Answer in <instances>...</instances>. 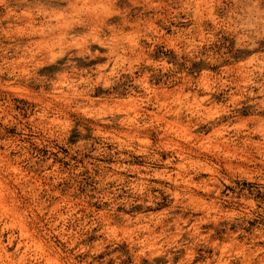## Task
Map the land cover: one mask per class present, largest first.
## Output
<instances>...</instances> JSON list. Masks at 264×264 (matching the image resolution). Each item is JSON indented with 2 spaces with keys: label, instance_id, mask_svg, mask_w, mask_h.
<instances>
[{
  "label": "clouds",
  "instance_id": "9594fccd",
  "mask_svg": "<svg viewBox=\"0 0 264 264\" xmlns=\"http://www.w3.org/2000/svg\"><path fill=\"white\" fill-rule=\"evenodd\" d=\"M116 3L117 0H45L32 9L29 22L21 30L10 28L7 31L4 39L9 43L5 45L0 42V83L6 75L10 78L7 86L18 89L10 93L0 91V221L11 219L13 223L10 226H19L22 231L28 232L29 241L21 254H13L19 256L14 264H43L44 255L33 250L30 243L33 239L43 243L45 255L56 257L50 264H79L73 257L80 253H90L83 264H100L94 259L96 254L110 252L111 248L105 246L115 247L121 241L142 248L140 255L147 252L150 245L161 250L173 246L183 247L188 255L182 264H193L197 256L195 248L204 243L198 229L205 223L212 224V229L205 235L211 236L213 231L223 229L228 246L224 247L222 255L214 254L211 258L205 256L197 264H256L257 261L264 264V250L261 253L253 252L256 241L264 240V227L252 236L251 244H241L236 240V236L248 240L246 229L249 226L248 221L253 218L255 204L249 205L243 198L237 202L235 194L229 191L236 189L237 182L248 178L259 179L264 184V136L259 141H253L245 130L230 128L233 122H240V118L232 110L246 104H251L254 113H259L247 121L252 125L248 131H253L257 126L264 127V76L256 84H253L251 78H246L242 87L225 70L221 73L224 81L220 87H232L229 100L222 108H213L205 102L197 103L187 110L177 109L170 112L174 117L184 112L186 131L174 141L175 151L179 153L182 165L177 170L179 175L167 171L163 173L169 179V186H160V190L172 202L160 216H125L123 213H116L118 206L129 209L135 203L146 202L151 205L160 200L159 194L152 195L148 191L152 185L145 178L130 186L124 199H117L118 188L106 187L107 182L113 179L120 184V180L112 174L101 178L96 186L97 192L73 199L80 169H73L70 173L61 172L52 165L51 153L56 151L54 145L63 143L66 137L72 135L74 129L83 133V128L77 127L81 115H94L93 105L86 102V93L91 92L97 85L110 88L115 83L118 72L129 70L121 67L120 57L110 48V37L101 29H107L108 33L114 34L127 25L128 28L139 31L143 23L137 21L130 24L126 19L129 9L116 8ZM128 3L133 7L143 5L154 9L152 21H159L162 27L174 30L186 22L177 13L187 12L192 6L191 0H185L182 5L181 0H128ZM0 5L7 7V0H0ZM204 8L206 5L203 3L197 5L198 12ZM111 16L121 18L118 26L103 23ZM74 25L91 28L93 33L78 42L66 32H61L62 29ZM159 34V29H155L154 35ZM91 35L101 36L102 39L93 41ZM17 37L39 39H29L27 44H21ZM262 39L264 38L259 30L254 31L245 37V40L252 41L251 45H237L231 52L224 48L213 63L219 64L224 59L234 62L237 56L243 58L256 55L264 47ZM93 42L99 44V47L91 49ZM124 51L128 49L122 42L121 54ZM260 54L264 56V52ZM66 55L67 60L64 59ZM73 57L85 64L105 58L111 63L114 57L118 62L112 71L97 72L91 67L78 69ZM107 66L106 64L105 67ZM192 87L197 88L198 84L193 83ZM18 96H23L28 102L20 105V101L16 99ZM18 105L20 110H17ZM222 116L230 117L225 126L227 139L224 135L215 134H210L205 139L200 132H194L202 124L206 125L205 130L217 128ZM13 127L15 132L9 134L7 129ZM41 148L48 149L47 157L40 153ZM151 159L162 163L155 155ZM204 171L208 173L207 182L194 183L192 177ZM62 181H67L71 187L61 193L57 185L60 184L63 188ZM198 192L203 193L199 199ZM221 193L225 195L222 196ZM90 196H94L99 203L108 202L103 215L95 212L89 214L91 210L88 209L77 212L78 208L86 207L84 201ZM230 201L231 210L225 215L226 210L221 208V204ZM61 209L65 210V214H61ZM176 210H179L180 216L176 215ZM257 211L264 213V209ZM185 212L189 219L194 220L193 224L180 218ZM194 212L200 215L193 217ZM114 215H118L123 222L126 229L123 235L119 234V229L117 232L111 231ZM169 220L171 222H165ZM69 222L75 230L65 232V224ZM158 225L160 232L156 233L154 229ZM94 227H99L106 239L93 248L78 246L83 236ZM185 234L188 239L181 240V236ZM56 237L61 241L58 247L52 244ZM219 250L220 244H217L216 252ZM118 255L106 254L103 264H108L109 260L112 264H120ZM136 264H139V259Z\"/></svg>",
  "mask_w": 264,
  "mask_h": 264
},
{
  "label": "rangeland",
  "instance_id": "374dc122",
  "mask_svg": "<svg viewBox=\"0 0 264 264\" xmlns=\"http://www.w3.org/2000/svg\"><path fill=\"white\" fill-rule=\"evenodd\" d=\"M43 2L45 0H7V7L0 5V42L5 45L9 43L4 39L7 31L10 28L21 30L29 22L32 9L38 3ZM184 2L185 0H181V5ZM201 3L206 5V8L198 12L197 5ZM191 5V9L187 12L177 13L186 22L181 24L179 29L174 30L162 27L159 21H152L154 9L143 5L133 7L128 3V0H117L116 8L127 7L129 9L126 17L129 23L137 21L143 23V27L139 31L132 30L127 25L122 31H116L114 34L108 33L107 29H101L104 34L110 37V48L116 56L120 57L121 67L129 70L118 72V77L110 88L97 85L91 92L86 93V102L93 105L94 115H81L77 127L83 128V133L74 129L72 135L66 137L63 143L54 145L56 151L51 153L52 165L59 168L61 172L70 173L73 169H80L77 173L79 180L73 199L97 192L96 186L100 183L101 178L108 174L118 178L120 184L118 185L113 179L107 182L106 187L108 189L118 188L117 199H124L128 188L145 178L148 184L152 185L148 191L152 195L159 194L160 200L151 205L146 202L135 203L129 209L118 206L116 213H123L125 216H160L172 202L169 196L160 190V186H169V179L165 178L163 173L167 171L179 175L177 170L182 165L180 158L174 153V141L176 137L186 131L184 112H180L176 117L172 116L170 112L177 109L187 110L197 103L204 104L205 102L213 108H222L229 100L232 87H220L221 82L224 81L221 73L225 70L234 76L242 87L244 79L251 78L253 84H256L264 76V56L260 54L264 52V47L256 55H247L243 58L237 56L234 58V62L224 59L219 64L213 63L224 48L231 52L237 45H251L252 41L245 40V37L254 31L259 30L261 37L264 38V0H191ZM60 6L63 7V4ZM39 19L38 17L37 20ZM120 22L121 18L118 16H111L103 21L108 26H118ZM153 25H155V29H159V35H154ZM216 25H220V27H216ZM149 29H153V31H148ZM61 32H66L68 36H72L79 42L88 38L93 30L74 25L71 28L62 29ZM17 39L21 44H27L29 39L38 40L39 38L17 37ZM91 39L95 41L102 37L91 35ZM122 42L128 51L121 54ZM262 44H264V39H262ZM90 47L96 49L99 44L93 42ZM101 50L106 51V49ZM64 59L67 60L68 56L66 55ZM73 59L76 60L78 69L91 67L97 72L112 71L118 62L115 57L111 63L107 58L99 62L90 61L87 64L76 57ZM59 62L63 63V61ZM106 64L107 67H105ZM242 66H244V72ZM240 74H243V77ZM9 79L6 75L4 76L0 83V91L9 93L18 91L15 86H7ZM193 83H197L198 87H192ZM254 90L259 91V89ZM16 99L20 101V105L28 102L23 96H18ZM20 105L17 106V110H20ZM232 111L233 114L238 115L240 122H233L230 125L231 129L245 130L253 141H259L264 136V127L257 126L253 131H248L252 125L247 121L254 114H259L254 113L251 104ZM134 116L136 123L134 122V126H129L128 119ZM229 118L222 116L219 126L215 129L207 128L205 130L206 125L202 124L194 132H200L205 139L210 134L217 135V132H221V135L227 139L228 133L225 132V126ZM156 121L158 122L156 123ZM163 127L164 134L161 133ZM7 131L9 134L14 133L15 128L7 129ZM73 149H75L74 152ZM39 151L43 156H48V149L41 148ZM153 155L157 156L162 163L153 161L151 159ZM170 161L171 163H169ZM192 180L197 184L206 183L208 180L207 171L193 176ZM61 183L64 185L63 188L60 184L57 185V189L61 193L71 187L67 181ZM229 191L235 194L237 202L243 198L249 205L255 204V209L252 210L253 218L248 221L249 226L246 229L248 240L245 241L242 236H236V240L241 244H251L252 236L264 227V213L257 211L264 209V184H261L259 179L248 178L243 182H237L236 189H229ZM202 195V192H198V199ZM221 195L223 196L225 193H221ZM173 196H175L174 192ZM137 199L139 200V198ZM200 202L204 203L202 200ZM84 203L86 207L78 208V213L88 209L91 210L89 214L95 212L103 215L105 208L108 207L107 201L99 203L94 196H90ZM221 208L226 210V215L227 211L231 210V201L221 204ZM61 214H65L64 209H61ZM176 215L180 216L179 210H176ZM192 215L198 217L200 213L194 212ZM180 218L187 219L188 224L194 223L193 219L188 218L187 212ZM12 223L11 219L0 221V264H14V260L19 259V256L13 254H21L29 242L28 232L22 231L19 226H10ZM187 226L186 224L185 227ZM118 229L120 235H123L126 230L121 218L114 215L111 231L117 232ZM211 229L212 224L200 225L198 231H200L201 240L204 243L195 248L197 256L194 258L193 264H197V261L205 256L211 258L214 254L222 255L224 247L228 246L224 230L217 229L212 232L211 236H206L205 233ZM74 230L71 222L65 224V232ZM154 232H160L159 225L154 229ZM103 239H106L103 232L99 227H94L83 236L78 246L93 248ZM184 239H188L186 234L181 236V240ZM30 243L34 251L44 255L43 264H50V261L56 259L54 256L45 255L46 250L40 240L33 239ZM60 243L59 237L52 240V244L57 247L60 246ZM217 244H220L219 252H216ZM105 247L111 248V251L97 253L94 257L100 264H103L106 254L110 256L114 253L119 254L117 259H120V264H136L137 259H139V264H182L188 255L183 247L173 246L161 250L153 248L151 245L147 252L140 255L143 249L136 245L130 246L127 241L116 243L115 247L110 245ZM262 250H264V240H257L253 252L261 253ZM61 251H64V248H61ZM89 255L90 253H80L73 259H76L79 264H83ZM108 264H112V261L109 260ZM256 264L259 262L257 261Z\"/></svg>",
  "mask_w": 264,
  "mask_h": 264
},
{
  "label": "bare ground",
  "instance_id": "6f19581e",
  "mask_svg": "<svg viewBox=\"0 0 264 264\" xmlns=\"http://www.w3.org/2000/svg\"><path fill=\"white\" fill-rule=\"evenodd\" d=\"M130 24H131V23H130ZM211 24H212V23H211ZM198 32H199V31H198ZM254 57H255V56H254ZM250 60H251V59H250ZM252 61H253V59H252ZM211 62H212V61H211ZM244 64H245V63H244ZM244 64H243V65H244ZM246 65H247V64H246ZM250 65H251V64H250ZM243 67H244V66H242V68H243ZM251 67H252V66H251ZM247 68H248V67H247ZM249 68H250V67H249ZM249 68H248V69H249ZM256 68H257V67H256ZM256 68H255V69H256ZM250 70H251V69H250ZM259 70H260V69H259ZM240 71H241V70H240ZM248 71H249V70H248ZM236 72H237V71H236ZM243 72H244V68H243ZM246 72H247V70H246ZM246 72H245V73H246ZM243 74H244V73H243ZM243 74H242V75H243ZM248 74H249V72H248ZM240 75H241V74H240ZM242 75H241V76H242ZM242 77H243V76H242ZM245 77H246V74H245ZM185 78H186V77H185ZM145 86H146V85H145ZM140 105H141V104H140ZM160 106H161V105H160ZM138 107H139V106H138ZM139 110H140V109H139ZM136 111H137V110H136ZM137 113H138V112H137ZM137 113H136V114H137ZM140 113H141V112H140ZM137 115H139V114H137ZM136 117H137V116H136ZM155 117H156V116H155ZM155 119H156V118H155ZM155 119H154V121H155ZM149 120H150V119H149ZM152 120H153V118H152ZM128 121H129V123H128L129 126H132V125L134 124V122L136 123V121H135V116H134L133 118L128 119ZM137 121H138V120H137ZM143 122H144V121H143ZM157 122H158V121H156V123H157ZM153 123H154V122H153ZM157 125H158V124H157ZM159 125H160V124H159ZM122 126H123V125H122ZM125 126H127V125H125ZM133 126H134V125H133ZM157 127H158V126H157ZM167 127H168V125H167ZM223 127H224V126H223ZM168 129H169V127H168ZM168 129H167V130H168ZM220 129H221V128H220ZM158 130H159V128H158ZM162 130H163V131H161V130H160V131H161V133L163 132L162 134H164V131H165V130H164V127H163ZM223 130H224V129H223ZM223 130H222V131H223ZM211 131H212V130H211ZM214 131H215V130H214ZM218 131H219V129H218ZM220 131H221V130H220ZM168 132H169V131H168ZM162 134H161V135H162ZM166 134H168V133L166 132ZM166 134H165V135H166ZM161 135H160V136H161ZM217 135H221V132H217ZM161 137H162V136H161ZM206 138H207V137H206ZM174 153L176 154V156H177L178 158H180V155H179L178 152L175 151ZM202 184H203V183H202ZM2 251H3V250H2Z\"/></svg>",
  "mask_w": 264,
  "mask_h": 264
}]
</instances>
